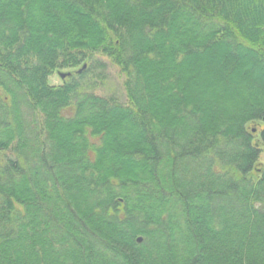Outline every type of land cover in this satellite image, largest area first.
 Segmentation results:
<instances>
[{
	"label": "trees",
	"instance_id": "obj_1",
	"mask_svg": "<svg viewBox=\"0 0 264 264\" xmlns=\"http://www.w3.org/2000/svg\"><path fill=\"white\" fill-rule=\"evenodd\" d=\"M249 125L264 0H0V264H264Z\"/></svg>",
	"mask_w": 264,
	"mask_h": 264
},
{
	"label": "rangeland",
	"instance_id": "obj_2",
	"mask_svg": "<svg viewBox=\"0 0 264 264\" xmlns=\"http://www.w3.org/2000/svg\"><path fill=\"white\" fill-rule=\"evenodd\" d=\"M108 63V72L107 74L104 76L105 79L101 80L100 79H96V83H95V93L102 95V96H111V95H115L119 98V100L122 103H126L127 102V97L123 88V84L125 81V77L121 74V71L111 65L107 60H105ZM63 73H67L66 71H64ZM62 79L57 75H53L50 77L49 82L51 85H56L59 86L62 84ZM261 126L259 125H249L248 126V130L253 134L255 141L258 142V144H260V148L263 150L262 151V156H261V163H264V145H262L261 143V139H260V130H261Z\"/></svg>",
	"mask_w": 264,
	"mask_h": 264
},
{
	"label": "water",
	"instance_id": "obj_3",
	"mask_svg": "<svg viewBox=\"0 0 264 264\" xmlns=\"http://www.w3.org/2000/svg\"><path fill=\"white\" fill-rule=\"evenodd\" d=\"M84 68L86 67L85 65L83 66ZM82 70L79 71V73L81 72ZM58 76L62 79V80H65L66 77L70 76L69 73H58ZM138 242L141 243L142 242V239L139 238L138 239Z\"/></svg>",
	"mask_w": 264,
	"mask_h": 264
}]
</instances>
